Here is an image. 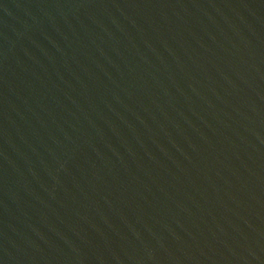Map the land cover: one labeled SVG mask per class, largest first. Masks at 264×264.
I'll return each mask as SVG.
<instances>
[{
  "label": "water",
  "instance_id": "water-1",
  "mask_svg": "<svg viewBox=\"0 0 264 264\" xmlns=\"http://www.w3.org/2000/svg\"><path fill=\"white\" fill-rule=\"evenodd\" d=\"M0 264H264V0H0Z\"/></svg>",
  "mask_w": 264,
  "mask_h": 264
}]
</instances>
